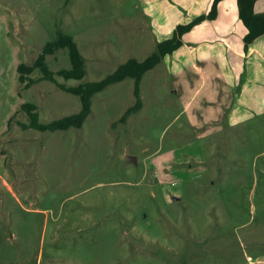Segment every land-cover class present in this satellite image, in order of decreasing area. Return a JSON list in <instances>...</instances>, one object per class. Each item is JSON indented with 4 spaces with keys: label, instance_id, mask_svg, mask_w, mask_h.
I'll return each instance as SVG.
<instances>
[{
    "label": "rangeland",
    "instance_id": "obj_1",
    "mask_svg": "<svg viewBox=\"0 0 264 264\" xmlns=\"http://www.w3.org/2000/svg\"><path fill=\"white\" fill-rule=\"evenodd\" d=\"M174 2L0 0V264H249L264 254V115L229 127L214 66L158 63L124 121L132 77L96 93L81 127H22L27 101L42 122L81 109L39 68L29 87L19 79L18 65L34 64L59 30L77 41L86 74L58 82L100 80L156 50L153 18L165 4L174 20ZM46 61L71 67L65 48Z\"/></svg>",
    "mask_w": 264,
    "mask_h": 264
},
{
    "label": "crops",
    "instance_id": "obj_2",
    "mask_svg": "<svg viewBox=\"0 0 264 264\" xmlns=\"http://www.w3.org/2000/svg\"><path fill=\"white\" fill-rule=\"evenodd\" d=\"M153 4L156 0H149ZM177 15L174 20L165 17V4L153 19L160 31L158 42L171 37L179 23H188L195 17L208 13L213 0H175ZM163 2V1H162ZM183 3L184 8L178 4ZM170 6L172 4H169ZM257 12H264V0L255 3ZM147 12L154 14L156 9L149 7ZM164 20V21H163ZM154 21V20H153ZM170 22L172 24L170 25ZM248 28L240 17L237 0H221L218 14L214 19H205L183 36V45L173 53L167 54L163 61L170 67L183 63L195 67L196 59L217 68L224 82L228 96L221 101L227 111L228 125L233 129L264 115V35L259 36L248 49H245L244 37ZM199 60V61H200ZM201 71V69L199 68ZM233 91V101H232ZM245 127V128H246ZM264 153V150H263ZM264 156V154H262ZM249 264H264V254Z\"/></svg>",
    "mask_w": 264,
    "mask_h": 264
},
{
    "label": "trees",
    "instance_id": "obj_3",
    "mask_svg": "<svg viewBox=\"0 0 264 264\" xmlns=\"http://www.w3.org/2000/svg\"><path fill=\"white\" fill-rule=\"evenodd\" d=\"M221 0H213L208 13L195 17L188 23H179L171 37L159 41L156 50L143 60L137 58H129L127 61L119 65L112 73L100 80L87 81L74 86H66L58 82L55 74L64 76L66 79H81L86 74V60L82 54L79 45L72 35L59 30L58 37L45 44L43 51L38 56L34 64L22 62L18 65L19 79L29 87L37 81L30 74L39 68L42 71L40 79H48L56 82L64 90L76 94L80 97L82 106L78 112L56 118L50 122H42L37 105L34 102H24L23 109L27 112L29 121L22 122V127L35 128L42 131H55L58 129H68L71 127H81L91 112L92 97L104 90L107 86L120 82L128 77L135 79V93L137 95L136 104L131 107L121 118L126 120L127 116L142 108L143 101L140 94V82L144 74L162 62L167 54L173 53L183 45V36L191 31L195 25L205 19H214L218 14V5ZM240 7V17L248 28V32L244 37L245 49L255 41L259 36L264 35V12H257L255 3L257 0H237ZM60 48L68 50L71 67L62 68L58 72L53 71L46 61L47 55L54 53Z\"/></svg>",
    "mask_w": 264,
    "mask_h": 264
},
{
    "label": "water",
    "instance_id": "obj_4",
    "mask_svg": "<svg viewBox=\"0 0 264 264\" xmlns=\"http://www.w3.org/2000/svg\"><path fill=\"white\" fill-rule=\"evenodd\" d=\"M130 161H135L137 163V158L135 156H129Z\"/></svg>",
    "mask_w": 264,
    "mask_h": 264
}]
</instances>
